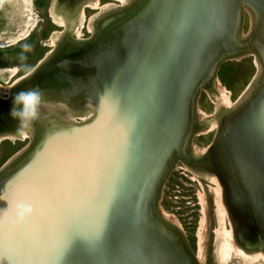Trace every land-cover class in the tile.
<instances>
[{
    "label": "water",
    "instance_id": "obj_1",
    "mask_svg": "<svg viewBox=\"0 0 264 264\" xmlns=\"http://www.w3.org/2000/svg\"><path fill=\"white\" fill-rule=\"evenodd\" d=\"M243 9L251 18L246 35L239 34ZM251 53L259 65L256 85L223 117L207 151L191 159L186 149L199 89L221 63ZM63 57L91 72L87 85L78 80L94 116L82 125L59 127L0 179V243L10 241L8 196L18 185L42 173L61 177L82 157L107 154L110 165L124 160L114 182L119 203L104 250L78 251L73 264H196L182 237L155 213L161 185L177 159L214 173L237 247L264 253V0H137ZM120 100L136 118L126 144L118 122L109 118ZM55 136L62 143L52 152ZM105 136L110 143L101 142ZM0 264L48 262L16 254Z\"/></svg>",
    "mask_w": 264,
    "mask_h": 264
},
{
    "label": "rangeland",
    "instance_id": "obj_2",
    "mask_svg": "<svg viewBox=\"0 0 264 264\" xmlns=\"http://www.w3.org/2000/svg\"><path fill=\"white\" fill-rule=\"evenodd\" d=\"M66 1L0 0V16L3 19L0 24V41L3 42L0 45L1 97H7L8 87L16 77L10 75L20 66L24 68L21 72H25L38 65L26 78L27 83L16 84L22 86L25 83L30 90L36 89L40 71L57 66L56 63L69 76L80 77L87 85L86 77L91 72L83 73L84 70L73 63H64L63 56L89 43L105 15L119 13L129 4H134L135 0H70L73 3L70 7ZM250 22L248 11L243 9L239 21L240 35L247 34ZM17 35L25 36V40L10 44L8 40ZM41 58L44 60L39 64ZM228 62L234 63L232 69L240 75L239 80L231 83V88L221 83L218 76L221 66ZM258 74V60L251 53L221 63L210 82L201 86L194 101L195 127L186 149L191 159L199 158L207 151L218 133L221 120L250 94ZM225 76L228 81L230 73ZM79 84L82 86V83ZM50 96L48 110L60 121L65 119L74 125H82L94 116V105L84 95L69 100L66 95ZM0 102L5 103V98H0ZM41 113H44L42 108L41 111L39 109ZM34 122L29 129L22 130L17 120L15 139L0 143V179L15 171L36 152L34 149L39 137L38 132L35 137ZM23 136L28 137L23 140ZM155 213L166 228L182 237L196 264H264V253L260 251L246 252L250 254L248 256L235 251L237 243L234 242L223 190L211 171L177 159L161 185ZM230 244L234 246L229 256L223 259L222 253Z\"/></svg>",
    "mask_w": 264,
    "mask_h": 264
},
{
    "label": "snow or ice",
    "instance_id": "obj_3",
    "mask_svg": "<svg viewBox=\"0 0 264 264\" xmlns=\"http://www.w3.org/2000/svg\"><path fill=\"white\" fill-rule=\"evenodd\" d=\"M161 72L164 73L163 67ZM109 118L118 122L126 144L129 129L136 124L135 116L124 111L120 100ZM101 142L110 143V137L105 136ZM123 165L122 157L110 165L107 154L103 159L85 156L61 177L42 173L18 185L8 196L14 226L9 229V243H0V260L7 262L18 254L48 264H73L71 257L78 251L94 254L104 250L119 203L114 182ZM21 202L34 209L33 215L23 222L12 211Z\"/></svg>",
    "mask_w": 264,
    "mask_h": 264
},
{
    "label": "flooded vegetation",
    "instance_id": "obj_4",
    "mask_svg": "<svg viewBox=\"0 0 264 264\" xmlns=\"http://www.w3.org/2000/svg\"><path fill=\"white\" fill-rule=\"evenodd\" d=\"M70 2H71L70 0L66 1L67 5L69 7L71 5H73V3H70ZM2 20L3 19L0 16V24H1ZM19 40L20 41L25 40V36L19 37L17 35L14 38L9 39L8 42L10 44H17L16 42H18ZM1 43H3V42L0 41V45H2ZM42 60H44V59L41 58L40 61L38 60L39 64H41ZM37 67H38V65L35 67H32V68H29L25 72H21V70H23L24 68H22L20 66L19 68L17 67V69H15L10 75V77H13L15 75H16V77L13 79L12 83L8 87L9 92L7 93V97H1L0 96V98H5V100H6L5 103L0 102V143L6 142L7 140L10 141L12 138H14L15 133H17V126H18L17 120L18 119L13 118L10 115V109L14 106L13 100H14L15 95L22 92V91L30 90V88L26 87L25 83H24L25 85L23 84L22 86H16V84H18V82H21V83L26 82V78H28V76H30V74H32V72H34L37 69ZM83 73H88V71L84 70ZM50 74H51V71H48V70L40 71V74H39L40 78L36 82V89H41L43 91V92H41L42 93V103L40 105L41 108L43 106H45L43 108H46V110H48V106L51 104L49 97L52 98L50 96V94L55 95V96H59V95L65 96L66 95V97H68V100H69V98L76 97L80 94L87 97V93L84 94V92H83V90H84L83 85L81 86L79 83H76V82L63 85V84H61L63 82V80H61V81H58L57 84L53 83L51 85L46 84L44 86H41L40 83H42L44 81V79H50L51 78ZM72 77H74V76H72ZM41 108H39L40 111H41ZM41 115H44V114L43 113L39 114V116H41ZM36 122H37V120H35V122L33 123L36 126V127H34L36 129V130L34 129L35 130L34 131L35 137L37 136V132H39ZM27 137L28 136H23L21 138H23V140H24ZM16 139L20 140V138H16ZM16 147L13 146V148H16Z\"/></svg>",
    "mask_w": 264,
    "mask_h": 264
},
{
    "label": "bare ground",
    "instance_id": "obj_5",
    "mask_svg": "<svg viewBox=\"0 0 264 264\" xmlns=\"http://www.w3.org/2000/svg\"><path fill=\"white\" fill-rule=\"evenodd\" d=\"M72 1V0H71ZM135 1H137V0H135ZM134 1V2H135ZM131 5H134L133 3L132 4H129L127 7H129V6H131ZM126 7V8H127ZM126 8H124V10L126 9ZM119 10V9H118ZM121 12H123V10H121ZM121 12H119V13H111V14H107V15H105V17L101 20V23H100V25H102L104 22H106L107 20H109V19H117V16L119 15V14H121ZM99 26H98V31H99ZM56 65L58 66V64L56 63ZM57 66H51L50 68H48V71H51V74H50V76H51V78L50 79H44V81L42 82V83H40V85L41 86H44V85H46V84H53V83H55V84H57V82L58 81H61V80H63V82L61 83V84H71V83H73V82H76V83H79V78H76V77H72V76H69L68 74L67 75H65L64 73H66L64 70H62L61 68H59V67H57ZM66 86V85H65ZM68 86V85H67ZM44 103V102H43ZM92 106V105H91ZM43 107H45V106H43ZM42 107V109H43V111H44V115H41V116H39L38 117V119H37V127H38V130H39V132H38V136H37V138H38V141H37V146H36V148L34 149V150H36V149H38V146L43 142V141H45V139L46 138H48V136L49 135H51L53 132H55V131H58L59 129H61V128H65V127H67V126H69V127H71V126H74V123L72 122H66V120L64 119V117L62 118V119H64L63 121H60V120H58V119H56V118H58L56 115H54L52 112H50L49 110H46V108H43ZM41 108V107H40ZM60 119V118H59ZM51 122V123H50ZM46 126V130L47 131H45L44 130V127ZM60 127V128H59ZM59 128V129H58ZM47 132H48V134H47ZM58 138H59V136H55V138H53L52 139V141L53 140H57V142L55 143L54 142V144L52 145L53 147H52V152H54L55 150H57L58 148H59V146H60V143H62V141L61 140H58ZM50 144V143H49ZM27 172V171H26ZM160 221V220H159ZM163 223V222H162ZM166 227V226H165ZM229 234H231V233H229ZM234 245H232L231 246V244H230V246H227V250L226 249H224V251H223V253H222V258L224 259V258H227L228 256H229V253H230V251H231V249H232V247H233ZM226 247V246H225ZM237 250H235V248H234V250L235 251H237V252H240L241 253V255L243 254L244 256H248V255H250V254H247L246 252H244L241 248H239V247H237L236 248ZM261 252V251H260ZM235 253V252H234ZM259 254V253H258ZM262 254V253H261ZM253 255V254H252ZM263 255V254H262ZM258 255H256V257H257ZM251 257H253V256H251Z\"/></svg>",
    "mask_w": 264,
    "mask_h": 264
},
{
    "label": "clouds",
    "instance_id": "obj_6",
    "mask_svg": "<svg viewBox=\"0 0 264 264\" xmlns=\"http://www.w3.org/2000/svg\"><path fill=\"white\" fill-rule=\"evenodd\" d=\"M42 103V93L39 89L22 91L15 95L10 109V115L20 121L21 129H29L32 122L38 119ZM18 221L23 222L33 215V207L26 202L16 204L12 208Z\"/></svg>",
    "mask_w": 264,
    "mask_h": 264
},
{
    "label": "trees",
    "instance_id": "obj_7",
    "mask_svg": "<svg viewBox=\"0 0 264 264\" xmlns=\"http://www.w3.org/2000/svg\"><path fill=\"white\" fill-rule=\"evenodd\" d=\"M233 64H234L233 62L225 63L221 66V68L218 71L219 80L228 88H231V83L233 81H235L236 79L238 80L240 79V75L232 69ZM228 73H230V79L227 81L225 75Z\"/></svg>",
    "mask_w": 264,
    "mask_h": 264
}]
</instances>
